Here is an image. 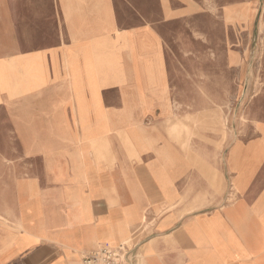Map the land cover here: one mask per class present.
<instances>
[{
	"label": "crops",
	"instance_id": "0c3cea01",
	"mask_svg": "<svg viewBox=\"0 0 264 264\" xmlns=\"http://www.w3.org/2000/svg\"><path fill=\"white\" fill-rule=\"evenodd\" d=\"M205 6L264 40V0H0V264H264V107L217 157Z\"/></svg>",
	"mask_w": 264,
	"mask_h": 264
},
{
	"label": "rangeland",
	"instance_id": "374dc122",
	"mask_svg": "<svg viewBox=\"0 0 264 264\" xmlns=\"http://www.w3.org/2000/svg\"><path fill=\"white\" fill-rule=\"evenodd\" d=\"M228 0H219L225 2ZM232 2L241 0H231ZM251 1V0H245ZM204 12L200 17L199 27L203 31L199 40L201 47H208L207 51L212 56V52L216 53L217 60V89L222 92L225 101L217 103L216 130L218 137L219 156L223 157L226 153L224 148L230 145V142L237 140L250 141L255 137L253 126L257 127V118L253 117L251 111H257L264 107V88L258 86V78L261 75L262 68V50L264 49V40L257 38L256 27L258 15L250 17L248 21L243 20L237 15H232L230 20H226L227 29L233 31V37L224 38V23H219L220 17H217V27L215 32L210 24V16L208 15L209 7L203 8ZM234 10V9H233ZM251 16V15H250ZM208 35V38L204 37ZM214 34L221 37H214ZM185 46H191L189 39L184 42ZM238 52L234 55V72L227 68V62L232 61L231 53ZM242 52V54H239ZM250 73V81H243L246 69ZM229 70V71H228ZM260 70V71H259ZM232 75V76H231ZM231 95V96H230ZM260 96L261 102H257ZM244 129L237 134L227 135L231 128ZM232 130V129H231ZM237 132V131H233ZM227 138V139H226ZM225 147L222 148V145ZM235 190L239 192L238 185L235 183ZM234 196L228 197L227 202L234 203ZM127 240V239H125ZM122 240V241H125ZM107 243L115 246L117 241L106 240ZM84 257V255H83Z\"/></svg>",
	"mask_w": 264,
	"mask_h": 264
},
{
	"label": "built area",
	"instance_id": "2783aa9c",
	"mask_svg": "<svg viewBox=\"0 0 264 264\" xmlns=\"http://www.w3.org/2000/svg\"><path fill=\"white\" fill-rule=\"evenodd\" d=\"M133 249L128 245H102L83 257V264H133Z\"/></svg>",
	"mask_w": 264,
	"mask_h": 264
},
{
	"label": "bare ground",
	"instance_id": "6f19581e",
	"mask_svg": "<svg viewBox=\"0 0 264 264\" xmlns=\"http://www.w3.org/2000/svg\"><path fill=\"white\" fill-rule=\"evenodd\" d=\"M261 6V5H260ZM231 96V95H230ZM238 188V187H237Z\"/></svg>",
	"mask_w": 264,
	"mask_h": 264
}]
</instances>
